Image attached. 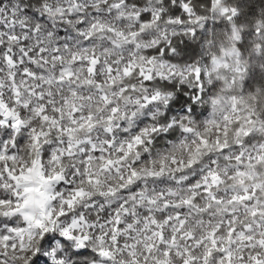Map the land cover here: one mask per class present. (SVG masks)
Segmentation results:
<instances>
[{
	"label": "snow or ice",
	"instance_id": "snow-or-ice-1",
	"mask_svg": "<svg viewBox=\"0 0 264 264\" xmlns=\"http://www.w3.org/2000/svg\"><path fill=\"white\" fill-rule=\"evenodd\" d=\"M0 264H264V11L0 0Z\"/></svg>",
	"mask_w": 264,
	"mask_h": 264
},
{
	"label": "clouds",
	"instance_id": "clouds-1",
	"mask_svg": "<svg viewBox=\"0 0 264 264\" xmlns=\"http://www.w3.org/2000/svg\"><path fill=\"white\" fill-rule=\"evenodd\" d=\"M256 5L257 11H264V0H253Z\"/></svg>",
	"mask_w": 264,
	"mask_h": 264
}]
</instances>
